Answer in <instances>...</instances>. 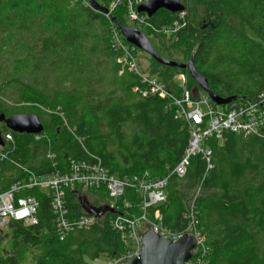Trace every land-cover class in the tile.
<instances>
[{
	"label": "trees",
	"instance_id": "trees-1",
	"mask_svg": "<svg viewBox=\"0 0 264 264\" xmlns=\"http://www.w3.org/2000/svg\"><path fill=\"white\" fill-rule=\"evenodd\" d=\"M97 1L109 9L114 0ZM182 1L183 19L180 12L160 9L146 17L150 26L141 28L174 46L185 45V56L193 58L215 93L260 97L264 0ZM114 18L127 25L126 2L109 17L89 0H0V109L8 116L35 113L44 125L36 138L3 124V135L11 133L13 142H6V158L0 160V193L27 178V171L66 172L71 160L100 159L120 178L145 171L162 177L181 160L189 145L188 125L175 117L169 100L134 90L141 79L118 61L123 51L114 46V32L132 45ZM175 21L184 23L179 31L169 36L161 31ZM151 59L164 70L151 75L175 88L173 78L184 73L193 92L197 83L187 69ZM221 85L228 94L218 89ZM205 144L213 151V168L197 154L184 177L170 175L167 199L158 206L165 224L173 230L186 227L187 195L200 186L195 203L211 249L208 264H264V136L226 132L222 140ZM86 192L79 186L66 189L69 220L90 215L80 201ZM91 193L94 206L109 204L105 188ZM22 194L38 199V220L32 225L11 220L0 230V264H90L101 254L115 258L126 251L110 225L111 212L95 217L90 228L61 236L50 189ZM127 198L139 213V199L132 193Z\"/></svg>",
	"mask_w": 264,
	"mask_h": 264
},
{
	"label": "built area",
	"instance_id": "built-area-1",
	"mask_svg": "<svg viewBox=\"0 0 264 264\" xmlns=\"http://www.w3.org/2000/svg\"><path fill=\"white\" fill-rule=\"evenodd\" d=\"M147 0H114L111 3L107 16L126 2V12L140 27H149L146 17L138 11V7ZM183 19L185 13L180 12ZM145 14V13H144ZM184 23L175 21L173 25L164 27L161 31L170 35L179 31ZM114 46L122 50L123 55L118 59L128 69L141 79V86L134 87L135 91L143 96L155 95L167 99L175 107V117L183 120L189 128V145L179 163L168 175L162 177L152 176L148 171L122 178L113 174L105 167L100 159L89 163L86 161L71 160L66 172L56 171L50 174H36L28 172V177L12 183L0 193V226H6L11 220H21L27 225L37 223L39 201L33 195H23V191L35 187L50 189L52 193V207L57 216L58 231L65 236L76 228H90L96 218L92 215H82L75 220L67 218L66 189L75 186L85 191L105 188L110 198L109 206L113 209L110 219L111 227L120 235L121 241L126 245V251L115 258H110L108 264H127L131 257L137 256L142 248L139 233L151 228L163 237L177 241L186 232L191 234L197 246L193 257L186 264H208L211 249L207 245L206 234L200 225V218L196 208L195 199L189 203L184 217L186 227L182 230H173L165 224L164 215L158 206L167 199V187L170 175L184 177L191 158L201 154L207 161V169L213 168L212 149L205 144L206 140L215 138L222 140L226 132L237 134L264 136V93L257 99L237 98L226 105H218L210 96H193L187 87V76L179 73L175 77L182 83H175V88L161 82L155 75H147L139 70L134 45L124 43L121 34L114 32ZM36 138L40 133L34 134ZM5 142H13L11 133L3 135ZM48 156L54 159V154ZM6 158L4 146H0V160ZM132 193L140 201V212L137 213V204L127 198ZM138 229V230H137ZM139 231V233H138Z\"/></svg>",
	"mask_w": 264,
	"mask_h": 264
},
{
	"label": "water",
	"instance_id": "water-1",
	"mask_svg": "<svg viewBox=\"0 0 264 264\" xmlns=\"http://www.w3.org/2000/svg\"><path fill=\"white\" fill-rule=\"evenodd\" d=\"M89 1L92 8L105 13L108 12V9L103 7L97 0ZM160 9L177 13L185 10V4L182 0H147L138 7L140 13H145L149 17H152ZM113 20L117 23L122 35L130 44L148 53L158 63L170 67L187 69L198 86L207 92L216 104L226 105L239 97L238 95L224 97L215 93L209 85L208 78L198 71L193 58L187 62L165 58L155 49L144 30L135 26L124 25L115 18ZM193 94L195 97L198 96L195 90H193ZM0 124H5L7 128L18 133L38 134L44 131V125L40 117L35 113L21 112L8 116L5 111L0 109ZM5 144L3 131L0 128V146H5ZM80 201L86 211L96 218L101 217L106 212H113V209L107 204L99 207L94 206L89 201L87 195H81ZM147 225L151 226V228L141 234L138 231L142 241L141 251L137 256L131 257L127 264H186L193 257V251L197 243L191 234L186 232L179 240L174 241L169 237H163L156 233L152 224L147 223Z\"/></svg>",
	"mask_w": 264,
	"mask_h": 264
},
{
	"label": "rangeland",
	"instance_id": "rangeland-1",
	"mask_svg": "<svg viewBox=\"0 0 264 264\" xmlns=\"http://www.w3.org/2000/svg\"><path fill=\"white\" fill-rule=\"evenodd\" d=\"M126 15H127V18H126L127 26H131V27L135 26V27L142 29L137 24L136 21H133V19L130 18V16H128L127 12H126ZM148 37L152 41L153 45L157 48V50H159V52L163 56H165V58L173 59V60H179L182 62L188 61L187 56H185V51H186L185 45L181 44V45H175L174 46V45H172L170 40H166L165 38H162V37H160L158 35H154V34L153 35L149 34ZM135 57H136V61H137V65L139 67V70L141 72H143L144 74L151 75V73H160V72L164 71L161 66L156 64L151 59V56L148 53L140 50L139 48H137V52L135 53ZM172 82L177 83L178 85H180L182 83L176 77L173 78ZM218 89L225 95L228 94V92H229L227 90L226 86H224V85L219 86ZM193 90H195V92L197 93L198 96L207 95V92H205L203 89H201L198 86V84L194 85ZM9 104L11 106L13 104V102L10 101ZM2 126H3V124H2ZM0 128H1V125H0ZM86 194L90 195V192H86ZM201 194H202V189L200 186H198L195 190H193L192 192H190L187 195L188 201L189 200L191 201L193 199L196 200L197 197H199V195H201ZM89 198L91 199V201L95 200V198L93 199V197L91 195L89 196ZM6 227H7V225L2 226V227L0 226V230L5 229ZM109 259L110 258H108V256L106 254H101L97 259L90 260L89 262H90V264H108Z\"/></svg>",
	"mask_w": 264,
	"mask_h": 264
},
{
	"label": "crops",
	"instance_id": "crops-1",
	"mask_svg": "<svg viewBox=\"0 0 264 264\" xmlns=\"http://www.w3.org/2000/svg\"><path fill=\"white\" fill-rule=\"evenodd\" d=\"M90 195L93 197V199L96 198V196L94 194H92L91 192H90ZM90 195L87 194V197H88L89 201L93 204L94 201L93 200L91 201V199L89 198Z\"/></svg>",
	"mask_w": 264,
	"mask_h": 264
},
{
	"label": "flooded vegetation",
	"instance_id": "flooded-vegetation-1",
	"mask_svg": "<svg viewBox=\"0 0 264 264\" xmlns=\"http://www.w3.org/2000/svg\"><path fill=\"white\" fill-rule=\"evenodd\" d=\"M0 125H1V128H3L2 124H0Z\"/></svg>",
	"mask_w": 264,
	"mask_h": 264
}]
</instances>
